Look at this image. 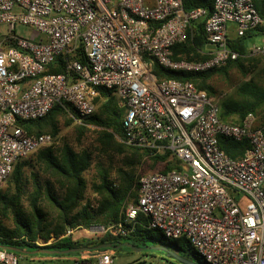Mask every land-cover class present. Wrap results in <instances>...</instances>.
<instances>
[{
	"label": "built area",
	"instance_id": "1",
	"mask_svg": "<svg viewBox=\"0 0 264 264\" xmlns=\"http://www.w3.org/2000/svg\"><path fill=\"white\" fill-rule=\"evenodd\" d=\"M203 20L200 54L207 59L173 60L172 47L192 38ZM229 24L236 38L264 29L252 0H214L209 17L203 8L186 12L182 0H0L8 35L0 38V187L16 162L53 141L27 135L17 120L42 118L63 104L84 119L96 112L98 88L111 90L122 110V143L149 158L167 156L175 167L142 175L136 203L101 235L128 237L141 217L165 239L187 240L204 264H264V110L226 122L220 97L188 81H158L152 72L153 62L204 73L237 60ZM17 25L31 34L17 36ZM247 55L264 57V45ZM59 56L64 71L49 73ZM219 138L246 141L249 149L233 160ZM114 257L112 249L91 250L75 264H114ZM0 264L19 260L0 248Z\"/></svg>",
	"mask_w": 264,
	"mask_h": 264
},
{
	"label": "trees",
	"instance_id": "2",
	"mask_svg": "<svg viewBox=\"0 0 264 264\" xmlns=\"http://www.w3.org/2000/svg\"><path fill=\"white\" fill-rule=\"evenodd\" d=\"M182 1L186 12L203 8L207 11V17L211 15L214 0ZM252 2L259 17L264 21V0H252ZM204 21H199L192 26V38L188 35L185 43L172 47L173 60L201 62L207 59V56L200 54L206 43L203 31ZM257 30L264 33L263 28ZM252 32L246 33L242 38L229 40L231 49L241 57L235 61H229L221 69L204 73H187L166 70L153 62L152 72L158 81L167 79L188 81L198 90L205 91L208 96L213 97L216 92L210 81L214 76L225 75L232 67L242 75H249L258 70L263 58L249 57L245 46V40L256 35ZM80 61L83 62V58H80ZM63 71L62 58L56 57L48 67V72L62 73ZM262 72L264 74V66ZM98 92L99 97L95 100L97 110L87 118L81 119L73 108L63 104L56 105L42 118L16 121V126L29 136L50 135L55 140L61 130V120H67L65 127L78 121L79 125L76 129L79 135L85 132L87 126H93L98 129L95 138L97 156L93 157L92 152L86 149L77 150L69 143L62 141L58 145L54 144L36 151L32 159L16 162L11 174L4 181L5 189H0V248L63 251L78 247L94 248L106 243L113 245L130 243L143 248L150 245H163L176 250L183 257L200 263L187 240L180 238L171 243L161 233L159 238H155L154 231L146 228V220L141 217L138 218V224L133 227L132 233L125 238L101 235L89 244L80 245L73 242L69 236L63 237L67 229L107 227L119 222L123 207L131 202L136 203L138 180L146 174L139 175L137 171L143 158L147 157V153L127 147L119 141L123 138L122 110L116 105L113 91L98 88ZM235 96V99L221 102V119L232 124H239L246 114H259L264 110V80L260 78V82H256L250 79L236 89ZM219 146L233 160L240 159L249 149L246 141L238 143L228 138H219ZM109 154H117L122 158L121 166L115 170L113 167L105 168L97 160L99 156ZM164 158L150 157L151 166L163 161ZM94 162L99 169V181L92 185L95 196L92 201L86 197L85 174ZM172 168L168 165L160 172L165 173ZM113 171L115 178H112ZM51 237L56 240L54 243L43 247L36 245L38 239L48 241ZM122 249L132 252L128 248L112 250L117 254ZM148 254L146 250L141 252L143 257ZM168 261L171 264H179Z\"/></svg>",
	"mask_w": 264,
	"mask_h": 264
},
{
	"label": "rangeland",
	"instance_id": "3",
	"mask_svg": "<svg viewBox=\"0 0 264 264\" xmlns=\"http://www.w3.org/2000/svg\"><path fill=\"white\" fill-rule=\"evenodd\" d=\"M5 30L6 28L4 26L3 27L0 26V38L3 35L8 36L7 33L4 34ZM31 32H32L31 28L20 25H17L15 29V33L17 34V36L20 37H26L30 35ZM253 45L256 46L264 45V36H254L245 40V46L247 49L251 48ZM249 57H262V56L251 55ZM262 58L263 60L261 65L258 66V70L253 72L252 74L242 75L238 70L232 67L228 69L227 74L221 76H217V75L214 76L210 82H211V86H213L216 92L215 96L220 97L221 102L228 99H235L236 98L235 91L241 84L249 82L250 79H254L256 82H260V78L264 80V74L262 72V68L264 66V57ZM116 105L118 109H120L117 100H116ZM66 122L67 120H61V127H60L61 130L59 132L57 140L53 138L52 143L45 147H49L54 144L58 145L63 141L69 143L77 150L86 149L93 153V157H96L97 144L95 142V138H96V131H98V129L93 126H87L85 132L79 135L76 129V127L79 125V122L76 121L73 124H71L69 127H65L64 125L66 124ZM119 141L122 143L121 140ZM34 156L35 153L30 155L26 159L29 158L32 159L34 158ZM149 159H150L149 157L143 158L142 163L138 168L137 174L142 175L144 173L161 171L163 168H165L168 165H171V167L173 168L175 167L174 161L167 156H165L163 161H160L158 164L154 165L153 167L151 166L152 164ZM97 160H99L105 168L113 167V170H115L121 166L120 161L122 160V158L117 154H109L108 156H99V159ZM112 178H115L114 171L112 172ZM85 179L87 181L86 197L94 201L95 196L93 195L92 192V185L98 183L99 181V169L96 167L95 162L94 164L91 165V169L85 174ZM5 187H6V182H3L0 189L4 190ZM129 204H133V203L131 202ZM5 224L9 225L8 222H5ZM95 227H102V226H95ZM67 231L71 232L69 237H71L73 242H77L80 245L89 244L92 240L101 237L100 230L94 227H90L88 229H84V228L67 229ZM64 235L63 237H67ZM153 236L155 238H159L160 234L159 232L154 231ZM55 241L56 240L53 237H51L48 241L38 239L36 243L41 242L50 245ZM170 242L173 243L175 242V240H170ZM151 246L154 245H150L147 247H151ZM137 248H143V247H137ZM21 251L22 252L15 253L19 260V264H75V261L79 258L80 255V253L78 252H73L66 255H48V254H33L32 252L34 250H30V249H22ZM146 251H148L149 254L148 256L143 257L141 256V252L129 253L127 250L122 249L118 251L117 254H115L113 262L114 264H171V262L166 261L163 258L161 252L153 251L151 249Z\"/></svg>",
	"mask_w": 264,
	"mask_h": 264
},
{
	"label": "water",
	"instance_id": "4",
	"mask_svg": "<svg viewBox=\"0 0 264 264\" xmlns=\"http://www.w3.org/2000/svg\"><path fill=\"white\" fill-rule=\"evenodd\" d=\"M94 228H97L99 230L101 227H94ZM114 248L115 249L128 248L132 252H142L144 250L151 249L153 251L162 252L166 256L167 259H171V260H173L179 264H202L201 262L199 263V262L193 261L192 259H190L188 257H183L176 250L169 249L163 245H154L151 247L137 248L130 243H120L118 245L106 243V244L95 246L94 248L78 247V248H73V249H66L63 251H61V250H50V249H39V250H34L32 253L33 254H48V255H66L69 253L78 252V253L84 255L85 252L91 251V250L99 251V250H103V249H114ZM8 249L14 253L22 252L21 250L15 249V248H8Z\"/></svg>",
	"mask_w": 264,
	"mask_h": 264
},
{
	"label": "crops",
	"instance_id": "5",
	"mask_svg": "<svg viewBox=\"0 0 264 264\" xmlns=\"http://www.w3.org/2000/svg\"><path fill=\"white\" fill-rule=\"evenodd\" d=\"M228 30H229V39H235V26L232 24L228 25ZM252 33L256 34L255 36H264V33L261 31L255 30Z\"/></svg>",
	"mask_w": 264,
	"mask_h": 264
},
{
	"label": "flooded vegetation",
	"instance_id": "6",
	"mask_svg": "<svg viewBox=\"0 0 264 264\" xmlns=\"http://www.w3.org/2000/svg\"><path fill=\"white\" fill-rule=\"evenodd\" d=\"M161 254L163 255V258H164L165 260H167V261H168V260H171V259H167L166 256H165L162 252H161ZM171 261H173V260H171Z\"/></svg>",
	"mask_w": 264,
	"mask_h": 264
}]
</instances>
